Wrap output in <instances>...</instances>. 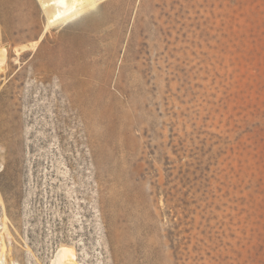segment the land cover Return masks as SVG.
Here are the masks:
<instances>
[{"label":"rangeland","instance_id":"obj_1","mask_svg":"<svg viewBox=\"0 0 264 264\" xmlns=\"http://www.w3.org/2000/svg\"><path fill=\"white\" fill-rule=\"evenodd\" d=\"M0 187L9 264H264V0H0Z\"/></svg>","mask_w":264,"mask_h":264},{"label":"bare ground","instance_id":"obj_2","mask_svg":"<svg viewBox=\"0 0 264 264\" xmlns=\"http://www.w3.org/2000/svg\"><path fill=\"white\" fill-rule=\"evenodd\" d=\"M39 1L46 13L47 26H51L55 24H64L66 22L72 21L77 17H80L81 14L83 13L85 14L89 12L96 4V0H39ZM75 103H76L75 101H72L71 104L74 105ZM119 162L122 163V159L119 160ZM0 205L4 206L1 187H0ZM9 237L10 236L8 234L7 224L5 223V220H2L0 223V264H9V261H11L12 259L11 247L10 246L7 247V238Z\"/></svg>","mask_w":264,"mask_h":264}]
</instances>
